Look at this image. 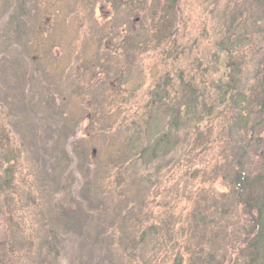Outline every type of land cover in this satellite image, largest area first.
<instances>
[{"label":"rangeland","instance_id":"1","mask_svg":"<svg viewBox=\"0 0 264 264\" xmlns=\"http://www.w3.org/2000/svg\"><path fill=\"white\" fill-rule=\"evenodd\" d=\"M125 1L116 0V6L113 0H0V136L17 145L18 155L11 165L13 186L7 202L10 207L19 203L9 223L19 229L18 235H34V248L53 231L59 261L52 264H106L102 246L107 240L102 236L119 218L110 213L99 222L95 213L103 206L90 192L97 184L91 160L106 146L102 126L110 121L116 128L139 120L150 92L167 72L175 84L182 72L208 95L213 93L211 81L223 70V55H215L216 40L223 11L237 0H179L175 46L161 43L141 51L135 43L130 51L119 43L129 22L137 30L142 22L141 12L124 6ZM253 31L235 53L246 89L264 61V21ZM83 79L91 84L83 87ZM228 109L219 105L214 119L201 124L204 139L218 140L202 150L204 164L222 142L234 138L228 130ZM258 151L256 147L251 152L254 162ZM5 153L10 154L0 152V162ZM4 168L0 166L1 177ZM219 179L214 178L213 189L222 191ZM135 196L127 199L128 207H133ZM4 217L0 210V264H11L7 256L1 258L9 250L4 247L9 235L4 233ZM226 234L215 237L211 247L230 252ZM21 245H16L23 249L20 254L24 251L20 263L29 264L30 252Z\"/></svg>","mask_w":264,"mask_h":264},{"label":"trees","instance_id":"2","mask_svg":"<svg viewBox=\"0 0 264 264\" xmlns=\"http://www.w3.org/2000/svg\"><path fill=\"white\" fill-rule=\"evenodd\" d=\"M234 2L222 13L215 55H223V70L211 81L213 93L206 95L182 72L175 84L167 72L150 92L139 120L116 128L109 121L101 128L107 133L106 146L91 160L97 184L90 192L103 206L95 213L100 215L99 222L109 219L110 213L119 218L112 220L102 236L107 240L102 246L107 251L106 264H264V61L246 89L242 64L235 54L240 53L245 38L262 26L264 0ZM124 6L137 9L142 16L138 30L128 21V32L119 42L125 51L134 43L136 51L161 43L175 46L179 0H127ZM95 74L100 81L99 73ZM83 84L91 83L83 79ZM219 105L229 107L228 130L234 138H229V144L222 142L218 153L204 164L202 150L218 140L204 139L201 124L214 119ZM3 136L0 152H12L5 153L0 162L5 167L0 176V210L8 221L4 233L9 234L4 240L9 250L1 258L21 264L24 251L20 254L23 249L17 250L16 245L22 243L32 264L57 263L53 231H47L34 248L35 236L18 235L19 229L9 223L19 203L10 207L7 202L13 186L11 168L18 155L17 145ZM256 147L259 159L254 162L251 152ZM216 177L224 190L213 189ZM134 193V205L128 207L127 199ZM224 233V244L231 250L222 253L211 245ZM233 233L237 238L229 239Z\"/></svg>","mask_w":264,"mask_h":264},{"label":"flooded vegetation","instance_id":"3","mask_svg":"<svg viewBox=\"0 0 264 264\" xmlns=\"http://www.w3.org/2000/svg\"><path fill=\"white\" fill-rule=\"evenodd\" d=\"M122 1H124V0H122ZM127 1V0H126Z\"/></svg>","mask_w":264,"mask_h":264}]
</instances>
